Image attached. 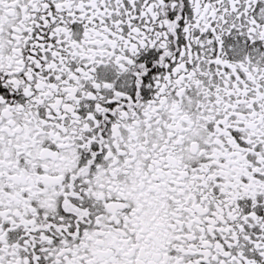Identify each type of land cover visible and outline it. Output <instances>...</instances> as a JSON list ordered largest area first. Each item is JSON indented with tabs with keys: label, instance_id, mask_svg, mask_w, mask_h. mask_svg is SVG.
<instances>
[{
	"label": "snow or ice",
	"instance_id": "1",
	"mask_svg": "<svg viewBox=\"0 0 264 264\" xmlns=\"http://www.w3.org/2000/svg\"><path fill=\"white\" fill-rule=\"evenodd\" d=\"M0 264H264V0H0Z\"/></svg>",
	"mask_w": 264,
	"mask_h": 264
}]
</instances>
